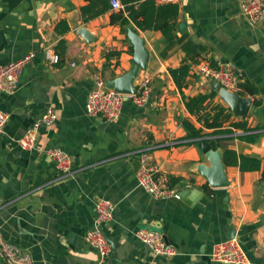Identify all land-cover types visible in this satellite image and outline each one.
Returning <instances> with one entry per match:
<instances>
[{
	"label": "crops",
	"instance_id": "crops-1",
	"mask_svg": "<svg viewBox=\"0 0 264 264\" xmlns=\"http://www.w3.org/2000/svg\"><path fill=\"white\" fill-rule=\"evenodd\" d=\"M91 2L94 13L83 15L81 9ZM176 5L175 43L169 45L159 31L132 23L122 31L111 23L120 10H112L108 0H0V65L34 54L15 92H0V112L7 114L0 133V239L27 254L31 264H220L209 260L211 249L230 239L238 241L246 264H264V20L250 24L238 0ZM130 32L142 42L145 56L132 85L148 79L150 100L142 108L124 102L114 122L89 117L85 103L95 80L115 81L134 66ZM188 43L203 49L198 61L231 64L241 74L239 83L257 91L254 96L236 92L252 101L254 114L244 120L260 129L257 141H241L236 138L241 131H234L233 139L215 150L257 158L261 169L240 172L224 165V188L209 187L202 176L209 160L198 144L184 139L182 120L200 125L186 111L168 70L186 61L194 77L187 78L185 96L211 91L183 49ZM53 55L57 63L48 60ZM212 102L227 107L218 95ZM47 107L55 111L54 127L41 129L35 149L21 150L17 140ZM238 120L232 115L230 121ZM47 147L72 157L68 176L46 158ZM141 152L177 198L153 199L137 185L135 161ZM97 199L114 204L113 219L104 227L113 248L102 263L84 239L93 229ZM138 229L157 231L177 254L155 257L136 239ZM0 264H7L1 256Z\"/></svg>",
	"mask_w": 264,
	"mask_h": 264
},
{
	"label": "built area",
	"instance_id": "built-area-1",
	"mask_svg": "<svg viewBox=\"0 0 264 264\" xmlns=\"http://www.w3.org/2000/svg\"><path fill=\"white\" fill-rule=\"evenodd\" d=\"M157 5L176 4L178 0H151ZM112 10H121L123 7L119 0H109ZM240 14L250 23L256 24L264 20V0H238ZM34 58L33 53L23 56L21 59L0 65V92L11 95L15 92L18 79L25 65ZM48 60L58 62V57L48 56ZM195 73L204 79L217 82L229 92L238 91V83L241 74L231 64L224 63L211 66L205 61H199L194 65ZM151 87L148 79H142L135 86V93L130 95L120 94L114 90L105 88L102 80H95V88L88 94L85 103V112L89 117H99L105 122L118 120L123 103L130 101L137 108L144 107L150 100ZM57 117L52 107L45 111L32 123L22 137L17 140L19 148L30 151L36 148L41 129L50 130L54 127ZM7 122V114L0 112V133ZM55 170L61 176H68L72 170V157L58 147H47L43 150ZM157 170L151 164L146 152L139 154V167L135 171L137 185L153 199H162L175 194L165 182L155 177ZM114 204L103 199L94 202L93 229L85 235V243L93 249L102 263L111 254V245L106 238L104 227L113 219ZM136 239L147 246L155 257H173L177 250L166 243L161 235L154 230L138 229ZM0 252L6 258L7 264H31L30 257L23 254L12 245L1 241ZM211 262L220 264H246L247 259L238 241L230 239L214 245L209 254Z\"/></svg>",
	"mask_w": 264,
	"mask_h": 264
},
{
	"label": "trees",
	"instance_id": "trees-1",
	"mask_svg": "<svg viewBox=\"0 0 264 264\" xmlns=\"http://www.w3.org/2000/svg\"><path fill=\"white\" fill-rule=\"evenodd\" d=\"M123 6V9L110 18L111 23L118 24L122 31L132 23L140 30L159 31L169 45L175 43L174 32L178 14L176 4L157 5L151 0H123ZM93 7L94 3L91 2V6L81 9L82 14L92 15L94 13L92 11ZM183 49L187 55H192L190 59L194 65L199 62L197 56L200 52L198 50L202 49L201 47L188 43L183 46ZM110 55L116 56L118 53L112 52ZM185 63L186 61H183V64L178 68L169 69L168 72L179 91L186 111L200 125V128L197 129L189 121H181V126L186 131L184 139L188 140L186 144H199L204 141L210 145L212 150H215L219 147V142L233 139L234 131H241L242 133L236 137L237 139L247 143H255L260 136L257 133L260 129L248 127L244 119L231 122L232 114L229 108L212 102L217 96L215 91L211 90L209 94L199 93L192 97L185 96L183 89L187 87V78L194 77L189 73L190 69ZM237 87L239 95L245 92L250 96H254L257 93L256 89L247 82L239 83ZM254 104L257 105L258 102L255 100ZM203 130L208 132L203 133ZM222 162L227 167H237L240 172H253L261 169L259 159L239 155L231 149L223 150ZM261 181L264 182V167L261 173Z\"/></svg>",
	"mask_w": 264,
	"mask_h": 264
},
{
	"label": "water",
	"instance_id": "water-1",
	"mask_svg": "<svg viewBox=\"0 0 264 264\" xmlns=\"http://www.w3.org/2000/svg\"><path fill=\"white\" fill-rule=\"evenodd\" d=\"M78 34L87 42L91 41V37L84 30L80 29ZM134 45V59L132 60L134 66L131 71L126 75L118 78L115 81H110L105 84V88L114 90L120 94L130 95L135 93V87L132 85L135 79L139 67H143L144 63V53L142 49V42L131 33ZM209 82L210 89L215 91L220 98V100L229 108L231 114L236 118H247V116L254 114L255 108L252 106V101L250 98H243L236 93L229 92L222 88L217 82L213 80H206ZM199 148L201 152L205 154L210 162V167L206 168L202 172V176L206 179L209 187L213 189L224 188L228 185L225 173L224 164L222 162V155L219 151L212 150L207 142H200ZM137 168L139 167V162L135 161ZM107 238V236H106ZM110 243V242H109ZM112 246V244H111ZM113 248V246H112ZM0 256L5 260L6 258L1 254Z\"/></svg>",
	"mask_w": 264,
	"mask_h": 264
}]
</instances>
